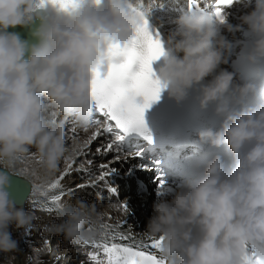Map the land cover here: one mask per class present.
Segmentation results:
<instances>
[{"label":"clouds","instance_id":"clouds-1","mask_svg":"<svg viewBox=\"0 0 264 264\" xmlns=\"http://www.w3.org/2000/svg\"><path fill=\"white\" fill-rule=\"evenodd\" d=\"M242 20L255 36L248 54L255 63L264 59V0ZM36 21L35 44L9 31ZM145 21L125 0H77L68 7L0 0V253L16 252L12 229L27 231L37 219L10 198L11 176L27 178L21 165L35 161L47 185L62 162L82 151L86 141L69 143L66 130L95 131L96 73L108 76L126 62L124 53L136 45ZM176 24L155 79L180 101L211 77L201 87L200 105L218 102L223 119L218 130L198 135L214 148L226 146L229 159L220 153L204 159L198 176L154 205L144 235L161 241L157 256L164 264H264V79L235 83L236 73L220 68L230 45L218 38L210 14L188 12ZM230 89L234 95L227 98ZM141 98L132 97L135 103ZM29 183L30 199L40 186ZM57 219L47 226L49 235L74 244L104 234L105 213L95 202L70 197L57 207Z\"/></svg>","mask_w":264,"mask_h":264},{"label":"snow or ice","instance_id":"snow-or-ice-1","mask_svg":"<svg viewBox=\"0 0 264 264\" xmlns=\"http://www.w3.org/2000/svg\"><path fill=\"white\" fill-rule=\"evenodd\" d=\"M59 4L65 7L74 5L77 0H42V3ZM137 44L142 45V51H137ZM118 50V49H117ZM127 60L124 64L114 67L108 76H103L97 71L94 80L93 95L96 101V112L105 117V127L94 131L86 142L90 145L105 132H111L114 129L122 130L123 133L145 132L144 113L151 104L160 98L163 85L154 78L152 69L153 61L158 60L164 54L163 43L159 35L153 36L148 28V22L145 21L140 29V38L136 45L125 51ZM138 64L139 70L132 71L133 65ZM134 95L142 96L141 103H135L132 99ZM93 125L99 124V121L93 120ZM75 133V127L70 129ZM117 140H122L123 136H116ZM113 143H109L104 151H112ZM101 151V149H97ZM75 164L72 159L68 162L65 170L58 178L47 184V191L41 195L47 199V211L57 209L64 195L62 190V181L70 173ZM101 168H107L102 165ZM77 171L81 169L77 168ZM104 172L99 176V180H104L108 175ZM88 186H94L90 184ZM84 187V185H81ZM111 190V189H110ZM125 212L128 211L126 204L121 206ZM105 231L103 239L100 242H93L94 247L102 249L108 257V264H164L155 254L161 241L148 237L147 241L141 240L132 245L125 244L130 237L120 231V225H103ZM121 241L117 243L116 241ZM151 248L153 251H145Z\"/></svg>","mask_w":264,"mask_h":264},{"label":"bare ground","instance_id":"bare-ground-1","mask_svg":"<svg viewBox=\"0 0 264 264\" xmlns=\"http://www.w3.org/2000/svg\"><path fill=\"white\" fill-rule=\"evenodd\" d=\"M135 1L141 4L142 8L148 14V17L159 27V29L161 30L163 35L167 38V40H169V37L173 35V33L176 31L178 27L176 24V21L178 18H176L174 15L167 12V10L163 6H159V8H156V9L153 8L152 0H135ZM251 11L252 10H249V9L243 10V8H241L240 11H238L237 13L233 12L232 14L227 15V18H230L231 20L229 21V23L225 22L227 24L225 26V29H233L236 32L235 35L230 34L229 36L224 35L222 37L226 41L229 42V45L239 41L240 39L239 35L241 33V30L246 27V24L243 23L242 17L249 14ZM220 68L227 69V66L226 64H221ZM207 79L211 80V77H208ZM71 128L72 127L66 130L69 143H72L73 141H80V142L86 141L87 142L88 137H91L92 133L94 132V131H85V130L82 131L81 129L75 128L76 131L75 133H73L70 130ZM85 137L86 139L84 140ZM98 138L99 140H102L101 136ZM107 145L105 146L106 148H107ZM88 150H89V146L86 144V146L82 148V151L77 156L81 158L83 161L82 162L83 166L80 167L79 165V167L81 168V170H83L82 171L83 173H86L85 178H88V177L93 178L97 174L98 175L100 174V170H98V168L100 167H99V164L94 163L92 161L84 162V160L85 161L86 159L90 160L91 158V157H84V155L87 154ZM106 153H114L115 160H118L119 162L123 160L129 161L131 158L129 157L131 154L128 155V153H120V152L116 153L114 149ZM89 154L90 153H88V155ZM129 162H130L129 165L131 166L130 171L133 172L132 177H134L133 178L134 180L132 181L134 184L136 183L135 188L137 187V185H139V183H141L150 192L151 189L158 183V180L155 179L153 175L152 169L145 164H139L134 159H131ZM116 164L114 163L112 166L106 169L105 172H108L109 174L113 173L114 168L116 167ZM23 167H26L28 174H30L34 179H36L37 182H39L36 186H40V191L37 193L36 196L31 197L30 199L28 197L25 203L23 204L25 208H29L31 209V211L35 213L37 219L34 221V227L31 229H28L27 231H24L21 229H15V228L12 229V238L15 240H18V250L14 253H0V264H66L67 262L66 256H62L59 258V256L57 255L55 258L47 254V249L50 246V243L53 241L57 243V241L60 240L59 236L61 235H49L48 231L47 233H45L47 226L49 224L59 223L60 220L57 219V209H53L52 211L46 210L48 207H50V205L48 204L45 196L41 195L42 192L47 191V187H46L47 185H42L41 180L39 179V177L42 176V172L40 171L35 161H32L30 165H23ZM33 171H35L36 173L35 176L32 175ZM63 171L64 170H60L57 173L56 178H58ZM78 173L79 172H76V170H73L72 168L69 174L72 177H80ZM116 173L118 172L116 171ZM103 182L110 183L112 186L108 185L107 187H105V185L103 186L102 184V185L94 187L93 189L97 192V189L105 188L102 190L104 192V196H109L110 191H116L117 193L119 192L117 190L119 188H117L118 186H116L115 184L116 182L114 180L109 182L105 178ZM62 190L63 192H67L68 189L67 187H64L62 184ZM120 190L122 191L123 189H120ZM31 191H32V186H31ZM72 193L73 192L70 191L67 194H70V197L73 199L81 198L85 200L87 198L85 197L86 194L82 190L74 191V193L73 194ZM78 193H81L80 196H77ZM139 198H140L141 203L144 204L145 210H142V211L144 213L145 212L148 213L152 211L151 213V217H152L154 214V201L151 198H145L144 196L143 197L138 196V199ZM63 201L65 200L61 199L60 202H63ZM112 201H115L114 197ZM107 204L108 203H106V205ZM111 206L112 204L110 205V207ZM127 209L128 211L125 212L123 208L119 209L116 206H112V208L106 210L104 212L106 224H110V225L119 224L120 225L119 230L124 232L130 237L129 240L123 241V243L125 244L132 245L141 240L147 241L148 237L144 235V233L147 232V227L143 228L142 230H136L134 228L135 223L133 220L135 219L133 218H134L135 210L138 209V206L132 209L128 206ZM16 231L18 232V234H16ZM63 238L64 236L62 235L61 237L62 241H63ZM103 238L104 237L102 236L101 238H98L97 240H95V242H100ZM63 242L65 245L67 244L74 245L75 248L78 250V254L82 256V259L85 260L86 263L106 264L103 252L99 251L96 247H94L93 242H90L87 244H82V243L74 244L66 240ZM116 242L120 243L121 241L117 240ZM68 264H73V263L69 262Z\"/></svg>","mask_w":264,"mask_h":264},{"label":"rangeland","instance_id":"rangeland-1","mask_svg":"<svg viewBox=\"0 0 264 264\" xmlns=\"http://www.w3.org/2000/svg\"><path fill=\"white\" fill-rule=\"evenodd\" d=\"M238 11L236 10L235 13H237ZM233 11L229 12L228 14H232ZM83 131V130H82ZM90 137H88L89 140ZM86 139V137L84 138V140ZM107 144L102 141L99 140V138H97L95 141H93L89 146V150L87 152L86 155H84V157H91L90 160L86 161L84 160V162H94L99 164L98 170H100V174L96 175L95 177L91 178H85L86 177V173H83V170L77 171L76 169L83 166V161L81 158H79L78 156H76L74 158L75 160V164L73 165V170H76V172H79V176L80 177H72L70 174H68L66 176V178L62 181V184L64 187H67V192H63L64 195L62 196L63 200H69L70 194H67L68 192H73L74 191H84V193L86 194L85 197H87L85 200L89 203H93L95 202L96 206L102 210L103 212H105L106 210L112 208V206H116L119 209H121L122 205L126 204L127 208L128 206L132 209L136 206H138V209L135 210L134 213V218L135 220V226L134 228L136 230H142L143 228L147 227L146 224H148V221L151 217V212H143L142 210L144 209V204L141 203L140 198L138 199V196H132L133 192L135 190V184L133 183L132 180H134L132 177V173L130 171L131 166L129 165V161L133 158H130L129 161H121L119 162L118 160H115V154L114 153H106V151H104V149H106ZM97 149H101V151H97ZM88 153H90L88 155ZM130 155V154H128ZM132 157V154L129 156ZM116 164V167L114 168V172L111 174H108L106 176V179L111 182L112 180H114L116 183V186H118L117 189L119 191L120 194V201L119 202H112V206L110 207L111 203H107V201H99V199H97L96 195L97 194H101V191L103 189H97V192L93 189L96 186L105 185V187H107L108 185L110 186V183H105L103 182L104 180H99V176L101 175V173L105 172L106 169H108L110 166H112L113 164ZM68 164V163H67ZM67 164L65 163H61L60 165V170H65V168L67 167ZM80 165V167H79ZM102 165H107V168H101ZM120 168H119V167ZM21 167H23V165H21ZM87 170V169H86ZM116 171L118 173H116ZM151 171V170H150ZM122 174H120V173ZM23 178V177H22ZM27 181H31L32 183H34L35 185H37L39 182L36 181V179H34L30 174H28L27 178H24ZM91 179V180H90ZM81 184L84 185V187H81ZM90 184H94V186H88ZM32 186V185H31ZM112 186V185H111ZM120 189H123L122 191ZM72 193V194H73ZM71 194V195H72ZM81 193H78L77 196H80ZM96 194V195H95ZM131 196V197H130ZM137 198V199H135ZM103 199H106V197L104 196V192H103ZM75 199L72 198V202L74 203ZM121 204V205H120ZM45 233H47V229L45 231ZM16 234H18V232L16 231ZM62 235L59 236L60 240L57 241V243H55L54 241L50 243V246L47 249V254H49L51 257H55L58 255L59 258L62 256H66V264H68L69 262H72L73 264H88L85 262V260L82 259V256H80L78 254V250L75 248L74 245L72 244H67L65 245L63 241L61 239ZM58 258V259H59Z\"/></svg>","mask_w":264,"mask_h":264},{"label":"water","instance_id":"water-1","mask_svg":"<svg viewBox=\"0 0 264 264\" xmlns=\"http://www.w3.org/2000/svg\"><path fill=\"white\" fill-rule=\"evenodd\" d=\"M11 182L8 188L10 197L14 199L17 206H21L29 194L30 185L24 179L13 176H11Z\"/></svg>","mask_w":264,"mask_h":264}]
</instances>
